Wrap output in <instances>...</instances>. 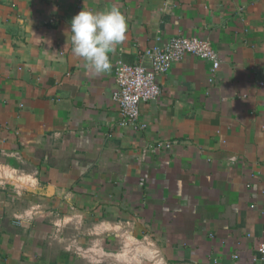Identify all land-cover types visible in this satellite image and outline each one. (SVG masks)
I'll list each match as a JSON object with an SVG mask.
<instances>
[{
  "label": "crops",
  "instance_id": "1",
  "mask_svg": "<svg viewBox=\"0 0 264 264\" xmlns=\"http://www.w3.org/2000/svg\"><path fill=\"white\" fill-rule=\"evenodd\" d=\"M119 9L94 74L72 18ZM174 37L186 55L120 126L115 66ZM264 0H0V264H264Z\"/></svg>",
  "mask_w": 264,
  "mask_h": 264
},
{
  "label": "built area",
  "instance_id": "2",
  "mask_svg": "<svg viewBox=\"0 0 264 264\" xmlns=\"http://www.w3.org/2000/svg\"><path fill=\"white\" fill-rule=\"evenodd\" d=\"M186 55L207 61L211 72L220 65L218 54L209 41L197 37H174L164 43L157 38L153 45L138 54L135 64L116 63V89L112 99L121 116L120 126L136 127L140 104L158 99L161 94L159 77L167 74L171 65ZM259 84L264 89V82ZM256 252L264 258V243L256 245Z\"/></svg>",
  "mask_w": 264,
  "mask_h": 264
},
{
  "label": "clouds",
  "instance_id": "3",
  "mask_svg": "<svg viewBox=\"0 0 264 264\" xmlns=\"http://www.w3.org/2000/svg\"><path fill=\"white\" fill-rule=\"evenodd\" d=\"M126 28V19L116 7L101 13L82 10L70 22L73 54L94 74L104 73L111 67L109 53L124 40Z\"/></svg>",
  "mask_w": 264,
  "mask_h": 264
}]
</instances>
